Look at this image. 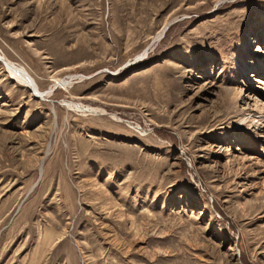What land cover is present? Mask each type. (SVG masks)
<instances>
[{
  "label": "rangeland",
  "instance_id": "1",
  "mask_svg": "<svg viewBox=\"0 0 264 264\" xmlns=\"http://www.w3.org/2000/svg\"><path fill=\"white\" fill-rule=\"evenodd\" d=\"M0 53V264H264V0H0Z\"/></svg>",
  "mask_w": 264,
  "mask_h": 264
},
{
  "label": "bare ground",
  "instance_id": "2",
  "mask_svg": "<svg viewBox=\"0 0 264 264\" xmlns=\"http://www.w3.org/2000/svg\"><path fill=\"white\" fill-rule=\"evenodd\" d=\"M165 31V30H164ZM163 32V30H161V33ZM160 36V32L158 34V36H156L155 38H158ZM154 38V39H155ZM156 40V39H155ZM155 40L153 42H155ZM154 44V43H153ZM1 54V53H0ZM2 57L4 58V62H5V67L7 68L8 72H9V76L11 78H14V79H17V81L24 85V86H27L29 87L32 92L35 94V95H38L41 97H45V95L47 94H50V91H41L40 90V86H39V83L36 82V80L27 72V70L24 68V67H21V66H17L16 64H14L13 62L7 60L3 55ZM82 77V76H80ZM72 83V80L69 81V78L65 81L62 82V85L64 86H70ZM75 104V103H74ZM80 107H85V108H88L90 110H97L99 108H92V107H87L85 106L84 104H78ZM72 107V106H71ZM68 108V107H67ZM80 110V109H79ZM83 110V109H82ZM102 110V109H101ZM84 111V110H83ZM103 111V110H102ZM99 113V112H98Z\"/></svg>",
  "mask_w": 264,
  "mask_h": 264
},
{
  "label": "water",
  "instance_id": "3",
  "mask_svg": "<svg viewBox=\"0 0 264 264\" xmlns=\"http://www.w3.org/2000/svg\"><path fill=\"white\" fill-rule=\"evenodd\" d=\"M169 26V25H168ZM164 34V33H163ZM157 41V39L155 40V42ZM155 42H152V44L153 43H155ZM0 60L1 61H4V58L0 55ZM36 96H38V95H36ZM40 97V96H39ZM41 98H45V97H41ZM68 106H70V105H74V106H76V107H78V108H80V109H83L84 111H91V112H97V110H89V109H87V108H85V107H80L79 105H78V103H75V104H73V103H71V102H69V103H66Z\"/></svg>",
  "mask_w": 264,
  "mask_h": 264
}]
</instances>
